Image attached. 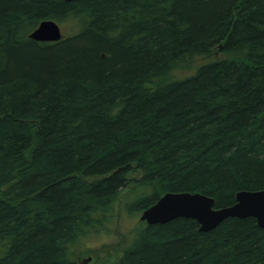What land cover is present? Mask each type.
<instances>
[{
	"label": "trees",
	"instance_id": "trees-1",
	"mask_svg": "<svg viewBox=\"0 0 264 264\" xmlns=\"http://www.w3.org/2000/svg\"><path fill=\"white\" fill-rule=\"evenodd\" d=\"M45 20L62 40L30 38ZM243 190H264V0H0V264H77L121 211ZM102 264H264V228L143 221Z\"/></svg>",
	"mask_w": 264,
	"mask_h": 264
},
{
	"label": "water",
	"instance_id": "water-1",
	"mask_svg": "<svg viewBox=\"0 0 264 264\" xmlns=\"http://www.w3.org/2000/svg\"><path fill=\"white\" fill-rule=\"evenodd\" d=\"M73 1V0H67ZM64 37L61 26L54 20H45L30 34L37 42H58ZM192 218L200 230L207 232L215 229L228 218H255L258 225L264 228V190H243L237 193L236 203L215 208V200L202 193H167L151 207L144 210L141 220L148 225L166 224L177 218ZM91 258L81 264H88Z\"/></svg>",
	"mask_w": 264,
	"mask_h": 264
},
{
	"label": "rangeland",
	"instance_id": "rangeland-1",
	"mask_svg": "<svg viewBox=\"0 0 264 264\" xmlns=\"http://www.w3.org/2000/svg\"><path fill=\"white\" fill-rule=\"evenodd\" d=\"M195 68L194 65L192 67H182V69L175 71L176 76L179 78L189 76L195 72ZM141 215L140 213L131 215L121 211V215L119 214L115 218L105 232L95 236L84 249L75 251L74 257L77 264H81L82 261L88 258H91L88 264H102L103 262L113 261L131 232L142 227Z\"/></svg>",
	"mask_w": 264,
	"mask_h": 264
}]
</instances>
